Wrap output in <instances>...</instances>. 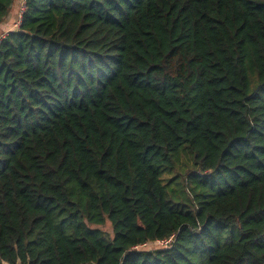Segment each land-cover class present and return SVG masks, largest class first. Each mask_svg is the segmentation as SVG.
I'll use <instances>...</instances> for the list:
<instances>
[{"label": "trees", "instance_id": "16d2710c", "mask_svg": "<svg viewBox=\"0 0 264 264\" xmlns=\"http://www.w3.org/2000/svg\"><path fill=\"white\" fill-rule=\"evenodd\" d=\"M24 5L0 40V264H264V0ZM183 146L189 204L162 179Z\"/></svg>", "mask_w": 264, "mask_h": 264}, {"label": "rangeland", "instance_id": "374dc122", "mask_svg": "<svg viewBox=\"0 0 264 264\" xmlns=\"http://www.w3.org/2000/svg\"><path fill=\"white\" fill-rule=\"evenodd\" d=\"M17 3V10L18 13L20 11V9L22 8V5L20 3L19 0ZM9 17V16H8ZM7 17V18H8ZM11 19V18H10ZM18 21V16H14V19L12 21V29H14V25L17 23ZM7 33H4L3 31L0 32V39L1 37H3L4 35H6ZM175 159H176V163H175V167L173 170L169 171H165L162 175V179L164 184L167 186V189L170 193V198L176 202V203H185V204H189V197L187 194V186H188V178L189 175L194 173V155L192 154V152L189 150V148L187 146H183L179 152L175 155ZM99 228L101 230H103L104 232H107L109 234V236H113L112 234V228L110 226L109 223H107L105 226L103 227H96ZM168 244H149L146 248H144V250H155V249H162V248H166Z\"/></svg>", "mask_w": 264, "mask_h": 264}, {"label": "crops", "instance_id": "0c3cea01", "mask_svg": "<svg viewBox=\"0 0 264 264\" xmlns=\"http://www.w3.org/2000/svg\"><path fill=\"white\" fill-rule=\"evenodd\" d=\"M19 1H20L21 5H22L23 3H25L26 0H19ZM17 3H18V1L15 2L12 11L9 14V17L3 23L0 24V32L3 31L4 33H8L10 31L16 30L15 27H14V29H12L11 27H12V21L14 19V16H18V14H19L18 10L16 8Z\"/></svg>", "mask_w": 264, "mask_h": 264}, {"label": "built area", "instance_id": "2783aa9c", "mask_svg": "<svg viewBox=\"0 0 264 264\" xmlns=\"http://www.w3.org/2000/svg\"><path fill=\"white\" fill-rule=\"evenodd\" d=\"M24 11H25V5H24V3H23L22 8L20 9L19 14H18V21H17V23L15 24V28H16V29L20 26V23H21V20H22V15H23ZM3 37H5V35H4ZM3 37H1V39H2ZM1 39H0V40H1ZM170 241H171V240H168V241H161V242H156V243H154V244H161V243L169 244ZM148 245H149V244H145V245H142V246H140V247H136L135 249H137V250H143V249L146 248ZM166 246H168V245H166Z\"/></svg>", "mask_w": 264, "mask_h": 264}]
</instances>
